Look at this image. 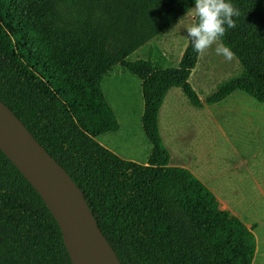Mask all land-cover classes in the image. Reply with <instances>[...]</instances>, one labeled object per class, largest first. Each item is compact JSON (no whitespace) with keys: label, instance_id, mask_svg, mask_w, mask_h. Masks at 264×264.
<instances>
[{"label":"trees","instance_id":"obj_1","mask_svg":"<svg viewBox=\"0 0 264 264\" xmlns=\"http://www.w3.org/2000/svg\"><path fill=\"white\" fill-rule=\"evenodd\" d=\"M85 2L0 0V100L83 192L122 264H252L251 229L220 209L188 169L169 164L159 131L160 108L172 88L201 106L188 82L200 53L189 38L176 67L126 59L184 16L194 0H107L131 2L117 52L108 41L120 25H100ZM231 3L239 12L236 27L220 43L234 53L241 72L205 102L241 91L264 105V0ZM67 9L73 23L63 21ZM119 62L140 80L141 127L150 144L146 164L122 159L96 140L119 129L101 88ZM0 264H72L45 202L1 149Z\"/></svg>","mask_w":264,"mask_h":264},{"label":"rangeland","instance_id":"obj_2","mask_svg":"<svg viewBox=\"0 0 264 264\" xmlns=\"http://www.w3.org/2000/svg\"><path fill=\"white\" fill-rule=\"evenodd\" d=\"M85 3L100 25H120V31L108 41L109 50L117 52L124 45V8L131 2ZM193 8L126 59H149L162 68L176 67L189 39L187 28L194 23ZM73 15V10H65L63 21L73 23ZM146 19L145 14L140 15L141 22ZM216 43L220 41L199 54L188 78L201 107H193L181 89L172 88L160 108L159 131L170 154L169 164L192 171L215 194L220 209L251 228L256 243L252 264H264V105L241 91L220 103L205 102L218 85L241 72L234 56L225 60L215 53ZM101 88L115 112L119 129L96 140L122 159L146 164L150 144L141 127L140 80L119 62L103 78Z\"/></svg>","mask_w":264,"mask_h":264},{"label":"water","instance_id":"obj_3","mask_svg":"<svg viewBox=\"0 0 264 264\" xmlns=\"http://www.w3.org/2000/svg\"><path fill=\"white\" fill-rule=\"evenodd\" d=\"M0 149L45 202L72 264H122L83 192L22 121L0 100Z\"/></svg>","mask_w":264,"mask_h":264},{"label":"clouds","instance_id":"obj_4","mask_svg":"<svg viewBox=\"0 0 264 264\" xmlns=\"http://www.w3.org/2000/svg\"><path fill=\"white\" fill-rule=\"evenodd\" d=\"M194 23L187 28V36L194 51L205 54L214 42L220 41L228 29L236 27L238 10L231 0H194ZM217 55L231 60L234 53L223 43H216Z\"/></svg>","mask_w":264,"mask_h":264},{"label":"crops","instance_id":"obj_5","mask_svg":"<svg viewBox=\"0 0 264 264\" xmlns=\"http://www.w3.org/2000/svg\"><path fill=\"white\" fill-rule=\"evenodd\" d=\"M223 101V100H222ZM222 101H220V102H222ZM219 102V103H220ZM216 104V103H215ZM209 105V104H208ZM210 105H212V104H210ZM194 107V106H193ZM201 107V106H200ZM200 107H196V108H200ZM184 168V167H183ZM187 169V168H186ZM189 170V169H188ZM190 171V170H189ZM191 173H192V171H190ZM193 174V173H192ZM194 175V174H193ZM195 176V175H194ZM196 177V176H195ZM200 180V179H199ZM201 181V180H200ZM202 182V181H201ZM203 183V182H202ZM204 184V183H203ZM206 186V185H205ZM207 187V186H206ZM208 188V187H207ZM209 189V188H208ZM213 193V192H212ZM214 194V193H213ZM215 195V194H214ZM216 197V196H215ZM217 199V198H216ZM250 228V227H249ZM251 229V228H250ZM252 231V230H251ZM252 233H253V231H252ZM254 235V234H253ZM255 252H256V250H255ZM254 256H255V254H254ZM253 260H254V257H253ZM252 263H253V261H252Z\"/></svg>","mask_w":264,"mask_h":264}]
</instances>
